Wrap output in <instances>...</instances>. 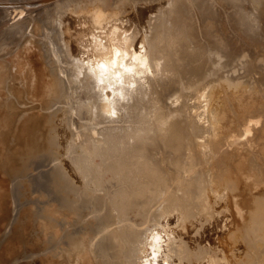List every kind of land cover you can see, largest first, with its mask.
Masks as SVG:
<instances>
[{"label":"bare ground","instance_id":"obj_1","mask_svg":"<svg viewBox=\"0 0 264 264\" xmlns=\"http://www.w3.org/2000/svg\"><path fill=\"white\" fill-rule=\"evenodd\" d=\"M0 264H264V0H0Z\"/></svg>","mask_w":264,"mask_h":264},{"label":"rangeland","instance_id":"obj_2","mask_svg":"<svg viewBox=\"0 0 264 264\" xmlns=\"http://www.w3.org/2000/svg\"><path fill=\"white\" fill-rule=\"evenodd\" d=\"M73 26H74V28L80 29V27L77 25V23L74 24ZM74 31H75V30H74Z\"/></svg>","mask_w":264,"mask_h":264}]
</instances>
